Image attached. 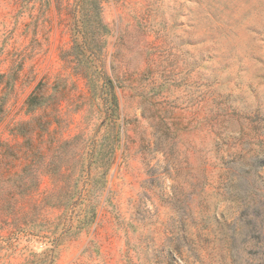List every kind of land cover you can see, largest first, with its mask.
<instances>
[{"label": "rangeland", "instance_id": "rangeland-1", "mask_svg": "<svg viewBox=\"0 0 264 264\" xmlns=\"http://www.w3.org/2000/svg\"><path fill=\"white\" fill-rule=\"evenodd\" d=\"M0 264H264V0H0Z\"/></svg>", "mask_w": 264, "mask_h": 264}, {"label": "trees", "instance_id": "trees-1", "mask_svg": "<svg viewBox=\"0 0 264 264\" xmlns=\"http://www.w3.org/2000/svg\"><path fill=\"white\" fill-rule=\"evenodd\" d=\"M34 100V98L33 97H30V98H28V100H27V106H29V104H30V102L31 101H33ZM40 174H42V175H48L49 173H47L46 171H40ZM56 175H54V177H55ZM53 177V176H52ZM28 187V186H27ZM29 188V187H28Z\"/></svg>", "mask_w": 264, "mask_h": 264}]
</instances>
